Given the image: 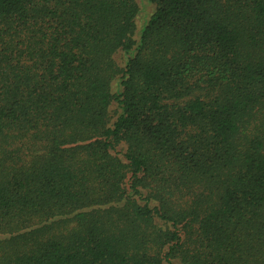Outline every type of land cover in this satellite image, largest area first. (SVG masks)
I'll return each instance as SVG.
<instances>
[{"label":"trees","instance_id":"trees-1","mask_svg":"<svg viewBox=\"0 0 264 264\" xmlns=\"http://www.w3.org/2000/svg\"><path fill=\"white\" fill-rule=\"evenodd\" d=\"M0 264H264V0H0Z\"/></svg>","mask_w":264,"mask_h":264}]
</instances>
